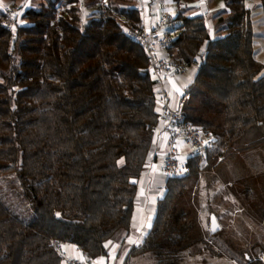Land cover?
<instances>
[{
	"label": "trees",
	"instance_id": "1",
	"mask_svg": "<svg viewBox=\"0 0 264 264\" xmlns=\"http://www.w3.org/2000/svg\"><path fill=\"white\" fill-rule=\"evenodd\" d=\"M59 1L15 7L12 30L2 25L0 6V177L13 178L9 192L20 202L11 205L0 190V264H61L53 239L106 257L109 241L130 230L158 125L149 57L119 22L139 23L137 10L108 4L104 17L95 7L84 18L68 0L74 5L55 22ZM223 2L220 37H212L205 17L178 13L177 37L162 55L198 66L185 109L216 137L209 167L264 144V75L253 56L251 12L246 0ZM261 6L264 16V0ZM188 165V177L167 181L149 234L128 257L182 264L204 244L185 201L199 181L195 159ZM23 205L33 212L29 222L14 212Z\"/></svg>",
	"mask_w": 264,
	"mask_h": 264
},
{
	"label": "crops",
	"instance_id": "2",
	"mask_svg": "<svg viewBox=\"0 0 264 264\" xmlns=\"http://www.w3.org/2000/svg\"><path fill=\"white\" fill-rule=\"evenodd\" d=\"M83 10L84 18L94 16L93 0H75ZM111 8L135 9L141 20L150 26L160 16L176 17L178 13L189 17L203 16L213 38L223 34L218 21L228 9L223 0H108ZM253 24V56L263 65L264 75V16L261 0H246ZM0 6H4L0 1ZM186 68L181 76L157 83V107L162 108V97L168 95L170 105H176L186 90ZM166 126L158 123L148 163L137 181V194L128 232L119 231L108 243L107 256L97 259L100 264H155L149 254L128 257L131 247L141 246L149 234L157 212V204L165 195L167 179L162 174V160L166 152ZM179 156L186 161L192 151L184 142L178 141ZM188 149V150H187ZM178 156V157H179ZM186 161H183L184 163ZM216 174L200 178L196 187L197 220L200 222L206 243L200 252H188L182 264H248L249 256L264 255V144L249 150L235 152L223 157L210 167ZM215 215L219 231L210 232V216ZM215 236V237H214ZM129 239L135 243H129ZM71 257H82V251L73 244H64ZM64 264V263H61Z\"/></svg>",
	"mask_w": 264,
	"mask_h": 264
},
{
	"label": "built area",
	"instance_id": "3",
	"mask_svg": "<svg viewBox=\"0 0 264 264\" xmlns=\"http://www.w3.org/2000/svg\"><path fill=\"white\" fill-rule=\"evenodd\" d=\"M68 0H60L55 9V22L71 6ZM95 5L102 17L108 11V0H95ZM5 15L2 18V25L7 30H12L14 26L13 13L16 8L12 6H1ZM119 22L129 38L138 43L149 57V71L151 77L157 83L166 82L177 76L183 75L186 67L179 62L164 58L172 46L173 40L177 37L176 21L171 16H160L147 26L143 20L135 24L128 18L120 17ZM190 98L189 90H184L180 97L176 99V105H170L168 95H163L162 108L158 113V123L166 126L164 135L166 137V152L162 160V174L169 179H183L191 174L188 160L181 163L179 160V150L177 142L182 141L192 151V156L197 165V175L213 173L209 167L208 155L216 148V137L209 129L195 125L189 118L185 109ZM156 129V128H155ZM207 141V143H205ZM189 158V159H190ZM222 158L218 159V163ZM65 242L51 240L54 251L59 256L61 263L64 264H100L97 259L89 257L82 251V257H71L64 250ZM259 262L264 264V255H259Z\"/></svg>",
	"mask_w": 264,
	"mask_h": 264
},
{
	"label": "rangeland",
	"instance_id": "4",
	"mask_svg": "<svg viewBox=\"0 0 264 264\" xmlns=\"http://www.w3.org/2000/svg\"><path fill=\"white\" fill-rule=\"evenodd\" d=\"M2 2L3 5L5 6H12V7H16V8H20V7H23V6H30V7H37L40 0H0ZM198 71V66L197 65H194L191 70L189 72L186 73L185 75V79L187 81V85L185 84V82H183V87L184 89L186 90H189L190 91V94L195 92L197 87L193 84V80H194V77H195V74L197 73ZM190 104V103H189ZM188 104V105H189ZM190 105H198V102H191ZM188 150V149H187ZM186 157L183 155V156H179V160L181 161V163H184L183 161H186L185 159ZM218 161V160H217ZM210 174H213V173H210ZM214 174H216V172L214 171ZM208 175V174H206ZM206 175H203L202 177H199V181H200V178H203L204 176ZM5 179V180H4ZM13 180V178L11 176H8V177H5V178H1L0 177V190L3 192V194H7L8 193V196L11 200V205L14 206V204H20L19 200L17 199H14L12 193H10V182ZM198 181V183H199ZM198 183L195 185L194 188L191 189V191L185 196V201L188 203V209L190 210L191 212V216L192 218L194 219V224L196 223V226H197V230L200 231V233L202 234V236L204 235L203 231H202V228H201V225H200V222L197 220V209H196V187L198 186ZM17 204V205H18ZM14 212L16 214V217H18L19 219L23 220L24 222H29L32 220L33 218V212L31 211V209L25 205L23 206H19L17 207V209H14ZM205 236H203V241H204V244L206 243V240H205ZM204 244L200 245V246H196L192 249H190L188 252L192 251V252H200V250H202V248H204ZM187 252V253H188ZM185 253V254H187ZM184 254V255H185ZM262 255V254H260ZM184 257V256H183ZM259 255L256 257L258 259ZM259 260V259H258Z\"/></svg>",
	"mask_w": 264,
	"mask_h": 264
},
{
	"label": "water",
	"instance_id": "5",
	"mask_svg": "<svg viewBox=\"0 0 264 264\" xmlns=\"http://www.w3.org/2000/svg\"><path fill=\"white\" fill-rule=\"evenodd\" d=\"M213 218H215L213 220ZM215 229V230H214ZM220 227L218 225V222L216 220L215 215L210 216V232L212 235H215L219 231Z\"/></svg>",
	"mask_w": 264,
	"mask_h": 264
},
{
	"label": "snow or ice",
	"instance_id": "6",
	"mask_svg": "<svg viewBox=\"0 0 264 264\" xmlns=\"http://www.w3.org/2000/svg\"><path fill=\"white\" fill-rule=\"evenodd\" d=\"M205 143H207V141L205 142ZM123 161H121L120 163H122ZM215 218H213V220H214ZM215 230V229H214ZM109 243H111V242H109ZM129 243H135L134 241H132L131 239H129ZM107 246V245H106Z\"/></svg>",
	"mask_w": 264,
	"mask_h": 264
}]
</instances>
